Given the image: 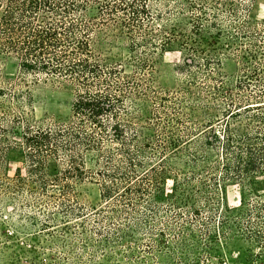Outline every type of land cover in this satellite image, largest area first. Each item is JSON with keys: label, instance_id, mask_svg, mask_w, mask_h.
<instances>
[{"label": "trees", "instance_id": "1", "mask_svg": "<svg viewBox=\"0 0 264 264\" xmlns=\"http://www.w3.org/2000/svg\"><path fill=\"white\" fill-rule=\"evenodd\" d=\"M213 17L195 0H0V55L17 60L22 75L58 77L76 85L67 122L40 124L0 110V170L11 147L8 135L19 126L27 164L26 178L17 177L12 183L0 178L3 190L54 198L49 191H57L61 198L57 205L66 215H74L75 184L93 175L98 176L104 202L119 195L131 207V192L140 198L152 192L162 196L167 176L173 182L169 202L177 207L188 206L189 200L195 207L200 193L208 204L212 185L223 192L228 185L248 186L255 192L264 177V30L245 32V64L234 83L211 76L197 86L201 63L195 57L187 61L197 72H188L189 80L180 89L183 100L170 101L174 112L166 107L165 96L159 98L164 101L161 113L154 116L160 134L153 143L141 141L146 137L136 127L143 126L123 119L136 115L126 109L128 98L137 95L144 101L147 94L139 91L135 78L119 66L101 62L92 49L96 32L114 29L126 37L133 55L164 52L180 39L184 49L204 55L197 46L215 44L221 32ZM152 64V58L138 63L144 76ZM190 97L197 99L191 102ZM184 107L189 113L181 112ZM185 123L192 126L184 125L185 134L175 138V126ZM147 150L161 157L149 168L142 158ZM185 156L191 173L181 179L167 164ZM150 206L156 214L154 204Z\"/></svg>", "mask_w": 264, "mask_h": 264}, {"label": "rangeland", "instance_id": "2", "mask_svg": "<svg viewBox=\"0 0 264 264\" xmlns=\"http://www.w3.org/2000/svg\"><path fill=\"white\" fill-rule=\"evenodd\" d=\"M195 1L207 6L214 16L211 20L221 30L215 44L202 42L197 46L205 51L204 55L184 49L181 39L164 52L133 55L126 37L119 36L114 29L96 32L92 39V49L101 62L119 66L126 76L139 82V91L148 96L144 101L137 95L130 96L125 106L136 115L123 117L131 124L143 126L136 127L146 137L141 141L148 139L153 143L159 133L154 113H161L164 101L160 97L167 98L169 112L176 107L170 101L183 100L180 89L189 80L187 74L197 72L186 65L191 57L201 63L195 76L197 86L211 76L234 83L245 64V32L264 30V0ZM211 33L216 36L213 27ZM147 58H152L153 69H148L144 76L138 63ZM75 90V83L66 79L22 75L17 60L0 55V110L9 117L24 116L40 124L67 122L72 115ZM188 99L193 102L197 97ZM181 112L186 114L189 110L184 107ZM202 121L198 119L199 123ZM184 125L189 127L191 123L175 126V138L185 134ZM21 132L19 126L8 135L11 147L1 164L0 178L10 183L27 176ZM162 136L168 142V136ZM142 156L148 160L146 168L161 158L153 150ZM150 156L155 159L149 161ZM182 158L171 159L167 164L181 179L191 173V168L184 164L188 158ZM87 163L95 171L94 164ZM165 179L162 196L152 192L140 198L131 192V207L119 195L104 202L98 176L93 175V179H84L74 186V215H66L57 205L61 199L57 191H49L54 198L5 191L0 184V264H264V177L255 192L238 185H228L223 192L212 185L210 202H205L203 193L195 194L199 200L195 207L191 200L188 206L171 205L168 195L173 182L169 176ZM187 191V195L191 194ZM150 204H154L156 214ZM194 209L199 212L196 214ZM175 213L179 214L177 218Z\"/></svg>", "mask_w": 264, "mask_h": 264}]
</instances>
